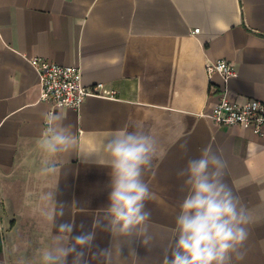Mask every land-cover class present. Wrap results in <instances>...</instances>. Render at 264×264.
Wrapping results in <instances>:
<instances>
[{
	"label": "crops",
	"instance_id": "obj_1",
	"mask_svg": "<svg viewBox=\"0 0 264 264\" xmlns=\"http://www.w3.org/2000/svg\"><path fill=\"white\" fill-rule=\"evenodd\" d=\"M32 58L77 67L83 86L101 84L105 96L54 113L78 151L49 176L39 174L38 145L50 106L39 100ZM220 60L236 72L227 83L205 72ZM224 90L230 102L264 104V0H0V264H41L38 250L55 231L40 200L49 191L65 205L57 223L74 222L73 235L81 224L95 231L87 264H162L187 194L177 173L205 146L226 162L224 182L250 214L246 254L235 264H264V139L201 116ZM136 125L157 142L143 175L154 194L147 245L93 228L108 205L110 169L81 162L105 136Z\"/></svg>",
	"mask_w": 264,
	"mask_h": 264
},
{
	"label": "clouds",
	"instance_id": "obj_2",
	"mask_svg": "<svg viewBox=\"0 0 264 264\" xmlns=\"http://www.w3.org/2000/svg\"><path fill=\"white\" fill-rule=\"evenodd\" d=\"M46 128L38 145L45 155L40 175H54L57 161L78 151V139L70 125L57 114L45 115ZM185 150L187 144L181 145ZM157 153L155 138L142 126L115 130L83 155L85 164H96L110 169L108 173V205L103 217L93 221V228H101L111 237H133L147 245L151 212L146 202L154 198L143 175L152 167ZM226 162L211 146H205L198 158L189 159L179 170L184 178L182 190L187 194L176 217V238L170 253L162 264H235L245 257L244 244L248 239L246 225L250 222L248 209L241 204L224 182ZM44 205L43 216L54 234L51 243L38 250L41 264H87V250L94 247L95 231L73 235L74 222L57 223L65 215V205L57 201V191L40 196ZM59 218V219H58ZM99 255L110 256L108 249H99ZM69 257L71 261L69 262Z\"/></svg>",
	"mask_w": 264,
	"mask_h": 264
},
{
	"label": "built area",
	"instance_id": "obj_3",
	"mask_svg": "<svg viewBox=\"0 0 264 264\" xmlns=\"http://www.w3.org/2000/svg\"><path fill=\"white\" fill-rule=\"evenodd\" d=\"M198 33L199 30L193 31V34ZM28 62L38 75L39 100L50 106V114L63 108L78 109L90 97L105 98L101 94L103 87L101 84L92 88L83 86L81 71L77 67L61 66L41 58H32ZM205 72L209 80L217 74L224 83L236 77L233 67L222 60L207 65ZM226 93L224 90L219 95L210 114H201V116L209 118L219 127L239 126L263 140L264 104L257 100H248L242 104L230 102ZM114 97L113 92L108 96V98Z\"/></svg>",
	"mask_w": 264,
	"mask_h": 264
}]
</instances>
